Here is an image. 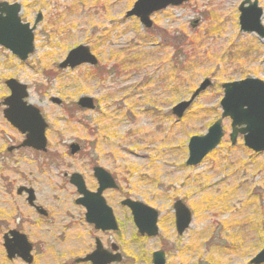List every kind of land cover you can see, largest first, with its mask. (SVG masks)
Segmentation results:
<instances>
[{"label":"rangeland","instance_id":"374dc122","mask_svg":"<svg viewBox=\"0 0 264 264\" xmlns=\"http://www.w3.org/2000/svg\"><path fill=\"white\" fill-rule=\"evenodd\" d=\"M0 1L19 2L22 20L31 25L39 12L43 15L26 62L0 46V95H9L5 81L10 78L27 85L29 102L49 124L46 154L31 149L9 154L8 146L22 137L0 109V264H23L6 261L3 249V234L16 226L35 247L34 264H74L94 250L97 238L106 247L117 244L123 264H151L160 248L167 264H250L264 248V200L254 196L264 192V153L248 150L242 137L233 147L231 121L225 119L220 146L197 167L186 165L190 138L204 136L221 119L222 85L264 81V42L240 32L238 8L245 0H190L154 14L150 30L126 18L137 0ZM257 1L264 10V0ZM78 46L91 49L100 70L59 69ZM182 49L193 52L184 79L174 76ZM207 79L211 87L179 120L172 108L188 101ZM82 96L99 101L98 110L72 112ZM51 97L62 99L66 109L53 105ZM72 142L82 146L75 156L68 152ZM95 165L120 186L119 193H108L120 223L114 234L103 235L86 223L64 177L79 173L86 185H97ZM21 186H33L50 220L39 219L25 196H17ZM123 196L159 212L158 238L138 234L129 211L120 206ZM178 199L193 214L181 237L174 225Z\"/></svg>","mask_w":264,"mask_h":264},{"label":"water","instance_id":"95a60500","mask_svg":"<svg viewBox=\"0 0 264 264\" xmlns=\"http://www.w3.org/2000/svg\"><path fill=\"white\" fill-rule=\"evenodd\" d=\"M190 0H138L133 9L129 11L126 18L136 17L147 29L152 28L150 17L169 7H179ZM240 32L245 34H255L261 41H264V10L259 6L257 0H245L239 6ZM21 6L16 3L9 5L6 2L0 3V45L10 50L21 61L25 62L29 55L34 53V31L41 22L42 15L38 14L35 25L30 28L29 24H23L20 17ZM198 25V21L193 22V27ZM96 66L98 61L86 46H78L71 50L60 69H75L82 65ZM12 91V96L6 100L9 109L5 111L6 119L22 133H28L25 146L33 147L36 150H46L45 130L47 125L38 109L27 106L24 103L26 86L11 79L6 82ZM211 86L209 80H205L195 91L190 100L176 105L172 112L182 119L185 112L191 107L196 98ZM224 97L220 103L222 108L221 119L216 121L204 136H193L188 144L189 158L187 166H197L204 158L218 148L224 137L222 122L224 119L231 120V134L229 136L231 145L236 146L238 138L243 137L244 146L255 153L264 152V81L247 78L241 81L225 83L222 86ZM53 102L61 103L60 99L54 98ZM79 106L83 110H94V101L90 97H82ZM71 155L79 152L80 148L76 144L70 146ZM94 176L98 180L100 189L96 193L86 190L84 180L81 175L73 174L71 183L83 194V198L78 200L86 208V221L93 224L97 229L103 231H117L118 224L112 214V210L107 208L101 193L107 186L117 188L113 177L102 168L94 169ZM31 195L29 203L33 204L34 197L32 190H27ZM22 193V190L19 191ZM132 209L134 224L138 232L143 236L154 237L158 235V213L156 210L147 207L139 202H125ZM176 228L179 235L190 227L192 215L190 210L181 202L175 205ZM43 215L46 213L41 211ZM4 247L10 260L19 257L25 263L31 264L32 245L27 237L16 231H12L4 236ZM113 257V258H112ZM110 257V254L97 245L96 251L79 262L90 261L92 264H110L119 262L120 255ZM163 252L153 254V264H165ZM250 264H264V248L253 258Z\"/></svg>","mask_w":264,"mask_h":264},{"label":"flooded vegetation","instance_id":"af4514ba","mask_svg":"<svg viewBox=\"0 0 264 264\" xmlns=\"http://www.w3.org/2000/svg\"><path fill=\"white\" fill-rule=\"evenodd\" d=\"M8 3H9V2H8ZM14 3H19V2H14ZM10 4H11V3H10ZM21 7H22V5H21ZM21 13H22V11H21ZM21 13H20V16H21ZM21 19H22V17H21ZM22 21H23V20H22ZM35 22H36V21H35ZM35 22H34V24H35ZM22 23H23V24H29L31 28H33V26H34V24L31 25L30 23L25 22V21H23ZM39 24H40V23H39ZM39 24H38V25H39ZM38 25H37V27H38ZM37 27H36L35 31L37 30ZM35 31H34V39H35ZM4 49H5V48H4ZM15 57H16V56H15ZM17 58H18V57H17ZM18 60H19V58H18ZM19 61H20V60H19ZM20 62H21V61H20ZM22 63H24V62H22ZM84 66H87V65H84ZM81 67H82V66H81ZM95 68H96V71H97V70H100V69H99V62H98V64L95 66ZM61 71H67V70H61ZM113 71H114L115 75H117V72H116L114 69H113ZM11 79L17 81V80L14 79V78H10V79H8V80H11ZM8 80L5 81V87L8 89V91H9V95H7V96H3V94L0 95V98L2 99V100L0 101V109H2V112H1V113H2L3 118H4V119L10 124V126L12 127V128H11V127H10V128L13 129V130H15L17 133H19L20 136L22 137V140H21V142L18 141V142H16V143L13 144V145L8 146V148H7V152H8L9 154H12V153L17 152V151H20V150H22V149H31V150L36 151V152H38V153L46 154L47 151H48V143H47L46 132L48 131L49 124L47 123L46 119L44 118V115H43L41 109H40L39 107H37V106H35V105H33V104H31V103L29 102V87H28L27 85L22 84V83H20V82L17 81L18 83H20V84L26 86V90H25V92H24L25 95H26V97L24 98V103H26L27 106H32V107L38 109L39 112H40V114H41V116H42V118L44 119V121H45V123H46V125H47V128H46V130H45L46 150H36V149H34L33 147L25 146V143H26V140H27V135H28V133H22L21 131H19L17 128H15V127H14V126H13V125H12L7 119H6V117H5V111L9 109V106H7L5 102H6V100H7L8 98H10V97L12 96V91H11V89H10V88L7 86V84H6V82H7ZM82 97H84V96H82ZM82 97H80V98H82ZM85 97H88V96H85ZM54 98L60 99V98H58V97H51V98H50V102H51L53 105H56L57 107H61V108L64 109L65 106H66V103H64V101H63L62 99H60V100H61V103L53 102L52 99H54ZM80 98H79V100H80ZM79 100H78L75 104H73V111H72V112H78V113H79V112H85V111H89V112H93V111H95V112H96V111L98 110V108H99V105H97V103H99V101H95V100L92 98V100L94 101L95 109H94V110H83L82 108H80V106H79V104H78V103H79ZM65 109H66V108H65ZM65 109H64V110H65ZM70 116H71L72 119H73V114H71ZM69 118H70V117H69ZM71 121H74V120H71ZM82 124H84L85 127H86V126H89V124H87V123H85V122H82ZM86 128H87V127H86ZM87 130H88V129H87ZM94 134H95V136H96L97 133H94ZM72 144H76V145L79 146L80 150H79V152L77 153V154H79V153L82 151V146L79 145V144L76 143V142H72L71 144H69V146H68V152H69V154L71 155L70 146H71ZM77 154H75V155H77ZM75 155H71V156H75ZM95 168H102V169H104V170H105L106 172H108V173L113 177V179L115 180V177H114V176H113L108 170H106L105 168H103L102 166H96V165L93 166V170H92L93 173H92V175H93V178L95 179L97 185H86V182H85L83 176H82L81 174H79V173H75V174H79V175L82 176V178H83V180H84V183H85L86 190H88V191L91 192V193H96V192L100 189V187H101V185H99L98 180H97V179L95 178V176H94V169H95ZM73 174H74V173H73ZM73 174H71V175H73ZM71 175L64 174V177L67 178L69 184H70L71 186L74 187L75 192H76V195H77V198L75 199V204L78 205V206H80V207H82V208H84V210H85V221H86V208H85L84 206H82L81 204H78V203H77L78 200H81L84 196H83V194L79 193L78 189H77V188L71 183V181H70ZM115 182H116V180H115ZM12 187H13V185H10V187H9L8 190H7V192H8L9 195L11 194ZM119 189H120V186H119V185H117V188H111V187L107 186V188H105V189L103 190V192L101 193V197L104 199L107 208H110V209L112 210V214H113V216H114V218L116 219L117 224H118V230H117V231H103V230H101V229H97L95 225H93V224H89V223L86 221L87 224L93 226V228H94V230H95L96 232H99V233H101V234H103V235L108 234V233H112V234H114V233L119 232V230H120L119 219H118L117 216H116V212H115L114 209H113L112 203L109 201V200H111V199L109 198V194H108V193H110V192H116V193H119ZM20 190H22V193H21V194L19 193ZM27 190H32V191H33V195H32V196L34 197L33 204H30V203H29V198H30L31 195L27 192ZM16 194H17V196H25V199H26V202H27L28 206H29L31 209L34 210V212H35L36 215L39 217V219H42V220H44V221H47V220H50V219H51V215H50V213H48V211L45 209V207L42 206V205L38 202V196H37V193H36L35 189L33 188V186H21V187H18V188L16 189ZM113 201H114V200H113V198H112V202H113ZM127 201H129V202H139V203H142L143 205H145V206H147V207H150V206L144 204V203L141 202V201L133 200V199H131V198H127L126 196H123L122 199L120 200V206L123 207V208H125V209H127V210L129 211V213H130V215H131V217H132V221H133V223H134V217H133L132 209L130 208L129 205L125 204V202H127ZM179 201H181L184 205H186V204H185L181 199L176 200V201L174 202V204H173L175 232H176V234H177L178 237H181V236H183V235H184L189 229H187V230L184 232L183 235H179L178 230H177V228H176V210H175V205H176V203L179 202ZM113 203H114V202H113ZM186 207L189 208L187 205H186ZM150 208H152V207H150ZM152 209H154V208H152ZM189 209H190V208H189ZM154 210H156V209H154ZM41 211L45 212L46 214L43 215V214L41 213ZM190 211H191V210H190ZM156 212L158 213V225H157V226H158V235H157V236H154V237H149V236H147V235H143V236H142V235L138 232V230H137L138 234H139L141 237H143V238H148V239H154V238H158V237H159V234H160V229H159V218H160V214H159V212H158L157 210H156ZM191 212H192V211H191ZM192 215H193V214H192ZM17 229H18V227L16 226L15 228H12V229L7 230V231L3 234V238H4L5 235L9 234V233L12 232V231H16V232H19V233H21V234L26 235L25 233H23V232H21V231H19V230H17ZM26 236H27V235H26ZM27 238H28V236H27ZM28 239H29V238H28ZM29 241H30V240H29ZM98 244H100V245L102 246V249H103L104 251H106L107 253L110 254V257L115 256L116 254L120 255L121 260H120L119 262H112V263H110V264H123L124 257H123L122 252L120 251V247H119L117 244H115V243H111L109 247H106V246L104 245V243H102V241H101L100 239H98V238L95 239V248H94V250H92V251L89 252L88 254L84 255L83 257H80V258L76 259V260L74 261V264H92V262H90V261L79 262V263H78L77 261H81L82 259H85V258H87L88 256H90L91 254H93V253L96 251V249H97V245H98ZM31 245H32V251H31V254H32V257H33V259H32V263H31V264H34V261H35V260H34V255H33V253H34L35 247H34L33 244H31ZM3 249H4V252H5V256H6V261L8 260L9 262H12V261H16V260H21V262H22L23 264H26V263L24 262V260H22V259L19 258V257H16L15 259L10 260V259L8 258V256H7V252H6V249H5L4 245H3ZM160 251L164 253L165 261H166L165 264H167V254H166V251H165L164 249H161V248L158 249L157 251H155V252L152 253V256H151V264H153V254L156 253V252H160ZM112 258H113V257H112Z\"/></svg>","mask_w":264,"mask_h":264},{"label":"trees","instance_id":"16d2710c","mask_svg":"<svg viewBox=\"0 0 264 264\" xmlns=\"http://www.w3.org/2000/svg\"><path fill=\"white\" fill-rule=\"evenodd\" d=\"M194 45L195 48H197L196 45L199 46V44H192ZM179 49V48H178ZM188 52V53H187ZM190 53V54H189ZM193 53L191 49H188V50H179L178 51V57H177V60H176V65H174V76H179L180 79H184L186 74H187V70H188V66L190 65V61L193 57ZM196 53H198V51H196ZM199 55L198 54H194V58L198 57ZM118 74V72H117ZM88 131H89V128L88 126H86ZM255 197L258 198V200L262 201L264 200V192H260V193H255L254 194Z\"/></svg>","mask_w":264,"mask_h":264}]
</instances>
